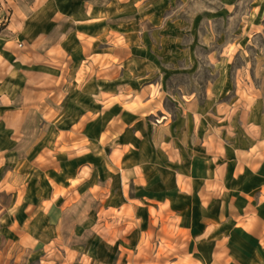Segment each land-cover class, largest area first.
I'll return each instance as SVG.
<instances>
[{
  "label": "rangeland",
  "instance_id": "1",
  "mask_svg": "<svg viewBox=\"0 0 264 264\" xmlns=\"http://www.w3.org/2000/svg\"><path fill=\"white\" fill-rule=\"evenodd\" d=\"M25 2L20 48L59 74L28 71L53 91L0 115V264H205L212 197L264 160V0ZM194 181L202 217H178L164 189L196 206Z\"/></svg>",
  "mask_w": 264,
  "mask_h": 264
},
{
  "label": "crops",
  "instance_id": "2",
  "mask_svg": "<svg viewBox=\"0 0 264 264\" xmlns=\"http://www.w3.org/2000/svg\"><path fill=\"white\" fill-rule=\"evenodd\" d=\"M1 1L5 2L8 10L7 19L0 30V60L6 61L8 64L5 71L0 70V115H3L7 110L17 107V105L20 107L37 105L53 91V89L33 86L34 81L29 77L28 71L43 70L56 79L59 71L51 66L40 65L32 53L20 48L19 42L31 41L39 32L38 28L40 27L39 23L35 25L29 23L28 20L33 12L27 9L25 0ZM29 6L33 7L32 4ZM43 60L50 61L47 58ZM4 122V116H0V123ZM134 165L143 169L142 161L139 159L136 163H132V166ZM120 168L123 166L120 165ZM150 170L152 169L144 170L146 178L144 185L147 191L155 193L153 172ZM213 174L214 170L209 176L213 177ZM232 177L231 183L227 187L228 199H225L224 196L212 197L209 204L210 208H215V214L211 217V223L206 226L209 229L212 250L209 259L205 260V264H264V228L261 232L249 229L252 226L251 221L256 217L261 218L264 222V160L259 167L251 168L249 172L244 169ZM161 178L162 182H166L165 177ZM168 188L172 189V186H168ZM168 188L164 189L166 194L163 199L168 200L175 215L179 217L189 210L194 220L202 217L203 210L200 208L203 207V202L199 196L201 183L192 182L191 193L197 196V199L195 198L193 201L196 206H193L192 202H184V198L180 194L167 193ZM260 191L262 197L254 196ZM153 196L155 198L158 195ZM240 199H242V203L238 205L244 208L243 213H231V203L234 200L240 202ZM122 204L128 206L126 202H122ZM247 204H250V210H247ZM131 208L142 219L149 217L151 212L150 206L145 202L136 204L131 202ZM240 217L246 220L245 224L242 223ZM224 225L227 227L224 228ZM198 237L196 235V238ZM224 244H227L232 250V252H228L226 260L222 259L221 253Z\"/></svg>",
  "mask_w": 264,
  "mask_h": 264
},
{
  "label": "built area",
  "instance_id": "3",
  "mask_svg": "<svg viewBox=\"0 0 264 264\" xmlns=\"http://www.w3.org/2000/svg\"><path fill=\"white\" fill-rule=\"evenodd\" d=\"M5 7H6L5 2L0 0V9L5 8ZM6 9H7V7H6ZM6 18H7V16H6ZM2 21H4V20H2Z\"/></svg>",
  "mask_w": 264,
  "mask_h": 264
},
{
  "label": "trees",
  "instance_id": "4",
  "mask_svg": "<svg viewBox=\"0 0 264 264\" xmlns=\"http://www.w3.org/2000/svg\"><path fill=\"white\" fill-rule=\"evenodd\" d=\"M4 23H5V21H2V22L0 23V30L3 28Z\"/></svg>",
  "mask_w": 264,
  "mask_h": 264
}]
</instances>
